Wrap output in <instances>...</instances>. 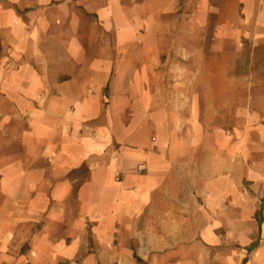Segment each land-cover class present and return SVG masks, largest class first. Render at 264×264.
Here are the masks:
<instances>
[{
    "label": "crops",
    "instance_id": "crops-1",
    "mask_svg": "<svg viewBox=\"0 0 264 264\" xmlns=\"http://www.w3.org/2000/svg\"><path fill=\"white\" fill-rule=\"evenodd\" d=\"M242 38L264 0H3L0 264H140L124 234L146 263L264 264V142L242 172L225 132L202 154L206 49Z\"/></svg>",
    "mask_w": 264,
    "mask_h": 264
},
{
    "label": "rangeland",
    "instance_id": "rangeland-1",
    "mask_svg": "<svg viewBox=\"0 0 264 264\" xmlns=\"http://www.w3.org/2000/svg\"><path fill=\"white\" fill-rule=\"evenodd\" d=\"M2 1L0 0V3ZM108 40L112 41V38ZM258 42V40L250 41L242 38L236 40L234 47L231 48L230 45L220 43L216 46L215 41L210 39L203 59L208 67L203 71L204 81L211 80L217 83L203 87L204 98L206 99L209 94L212 97L211 102L204 100L202 103L203 112L200 119L204 134L202 154L205 156L209 153L205 144L215 143L216 137H219L216 135L217 132H225L234 145V161L240 172H242L244 160L254 163V159H258L259 144L264 142V50L260 48V46L264 47V40ZM170 74L172 81L177 79V71H171ZM156 91L160 96H166L169 93L166 98L170 101L166 105L177 114L180 106L178 87L172 86L170 89L158 87ZM109 93L110 90L106 92L108 96ZM107 104L109 105V102ZM172 122L176 127L180 125L178 114ZM214 148L215 146L212 147L211 154L214 165L218 166L220 172V162L224 151L221 149L217 151ZM123 236L124 242H130L132 245L136 260L140 264H145L146 262L136 252L134 238L126 234ZM195 243L180 242V246L171 248V254L165 262L146 264H195L192 261L198 253ZM90 244V248L94 247L93 242ZM201 257L197 264H222L221 258L214 253V250L206 251L203 248Z\"/></svg>",
    "mask_w": 264,
    "mask_h": 264
},
{
    "label": "built area",
    "instance_id": "built-area-1",
    "mask_svg": "<svg viewBox=\"0 0 264 264\" xmlns=\"http://www.w3.org/2000/svg\"><path fill=\"white\" fill-rule=\"evenodd\" d=\"M137 170L138 171H144V170H146V164L145 163H139L137 165Z\"/></svg>",
    "mask_w": 264,
    "mask_h": 264
},
{
    "label": "trees",
    "instance_id": "trees-1",
    "mask_svg": "<svg viewBox=\"0 0 264 264\" xmlns=\"http://www.w3.org/2000/svg\"><path fill=\"white\" fill-rule=\"evenodd\" d=\"M139 260H141V259H139ZM146 264V263H145Z\"/></svg>",
    "mask_w": 264,
    "mask_h": 264
}]
</instances>
